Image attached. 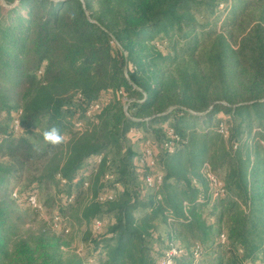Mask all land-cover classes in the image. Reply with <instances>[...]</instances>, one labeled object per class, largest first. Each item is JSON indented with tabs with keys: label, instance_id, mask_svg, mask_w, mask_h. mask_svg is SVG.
I'll list each match as a JSON object with an SVG mask.
<instances>
[{
	"label": "trees",
	"instance_id": "16d2710c",
	"mask_svg": "<svg viewBox=\"0 0 264 264\" xmlns=\"http://www.w3.org/2000/svg\"><path fill=\"white\" fill-rule=\"evenodd\" d=\"M52 126L57 146L43 139ZM141 138L142 152L157 144L159 186L136 168ZM263 141L264 0H0V264H159L171 243L175 264H264ZM34 183L56 193L51 222L93 224V251L21 209L13 193Z\"/></svg>",
	"mask_w": 264,
	"mask_h": 264
},
{
	"label": "built area",
	"instance_id": "2783aa9c",
	"mask_svg": "<svg viewBox=\"0 0 264 264\" xmlns=\"http://www.w3.org/2000/svg\"><path fill=\"white\" fill-rule=\"evenodd\" d=\"M124 102L127 101V98L123 99ZM100 108V104L99 103H93L89 109L87 110V115L92 118L93 114ZM127 108L128 105L125 106V110L127 112ZM128 114V112H127ZM14 128L16 131H21V125L18 119H16L14 121ZM75 128L79 131H83L84 129H86V124L83 121H76L75 122ZM219 131L224 134L225 136L228 135V127L225 123H221L219 126ZM137 131L135 128L131 129V133L135 134ZM168 139L164 142V146L168 147V148H173L174 145V140L177 139L176 134L174 133L173 129L170 128L168 131ZM143 135L141 133H139V135L137 137H142ZM264 144V141H263ZM157 153V144L152 140V139H147L145 140V146L143 148V156L140 159V161L138 162L139 165H147L150 167L151 171L150 173H148L145 176V184L148 187H153V186H159L162 181H163V172L159 169L156 168V155ZM102 159V155H98L96 157V162L99 163ZM203 173L204 176L206 177V179L208 180L211 192L213 194V196H220V195H224L225 194V188H224V183L223 181L216 176L213 171L211 170L210 165L206 162L204 163V168H203ZM109 176V175H108ZM112 177V176H109ZM13 196L17 199H19V201L24 200L28 206L32 207L35 210L38 211H43V205L40 202L37 193L34 191L30 194H28L25 197H21L19 196V193L17 190L14 191ZM114 197V193L110 192L106 195H101L99 196V199L101 201H105V200H110ZM61 219V217L59 215L55 216L54 221L57 224L59 222V220ZM102 226V221L97 220L94 223V228L95 229H99ZM221 240L222 242L226 241V235L222 234L221 236ZM183 252V250L175 243H171L170 246L167 248L164 256L161 258V260L159 261V264H175V257L180 255Z\"/></svg>",
	"mask_w": 264,
	"mask_h": 264
},
{
	"label": "rangeland",
	"instance_id": "374dc122",
	"mask_svg": "<svg viewBox=\"0 0 264 264\" xmlns=\"http://www.w3.org/2000/svg\"><path fill=\"white\" fill-rule=\"evenodd\" d=\"M1 1L7 8H10V6H15L18 3V0H15L14 2H12V4L8 5L3 0ZM141 142H143L142 138L136 142H133L132 144V150L133 152L137 154L135 157L136 168H138L137 166L139 165L138 164L139 161H137L136 158H139L140 154L142 153ZM111 155L113 154L111 153ZM27 181H28L27 179L24 180V182L21 184V188L27 183ZM134 182L136 183L137 186L141 188V190H144L142 188L143 182L140 179H138L137 176H135ZM33 187L35 188L34 191L38 193L37 195H39L41 203L43 202L42 205L46 204V202H51L52 201L51 198L54 197V195L56 194L54 190L51 191L48 188H46L44 185H40L38 183H34ZM122 188H123L122 186L118 185V187L117 188L115 187L114 189H112V191L115 192L116 195H118L121 192ZM146 190L147 191L149 190L148 193L146 192V196L150 194V192H152V190L150 189H146ZM48 206L49 205H47V208ZM20 207L25 213L29 214L31 217H35V209H33L32 207L28 205H22ZM42 210L43 211H38L40 213V215L38 216L39 222H42L43 220L44 221L49 220V222H51L50 215H52L55 211H57V210H54L53 213H49V212L47 213V209L45 205H43ZM106 210H107V207H104V211ZM111 215L105 214L103 216L105 220L104 223H105L106 229H107L108 223L109 222L111 223L114 221ZM66 224L68 226L67 222ZM51 227L55 231L56 234H58L63 240H65V242L70 244L69 248H71L73 251L75 252L79 251L82 253L84 252L83 250L85 249H87V251H93L92 250L94 246L93 224H89L87 226L86 223H83L82 225L75 223V224H70L67 228H63V222L61 218L57 224L55 223V221L51 222ZM166 230H167L166 225L164 223L160 224L159 234L161 235V239H162L160 242L166 240V237H167ZM160 242H156V245H155L156 248H159V245L161 246L162 243Z\"/></svg>",
	"mask_w": 264,
	"mask_h": 264
},
{
	"label": "clouds",
	"instance_id": "9594fccd",
	"mask_svg": "<svg viewBox=\"0 0 264 264\" xmlns=\"http://www.w3.org/2000/svg\"><path fill=\"white\" fill-rule=\"evenodd\" d=\"M43 139L46 143L57 146L64 141V136L61 134V131L58 127L52 126L46 129L43 133Z\"/></svg>",
	"mask_w": 264,
	"mask_h": 264
}]
</instances>
